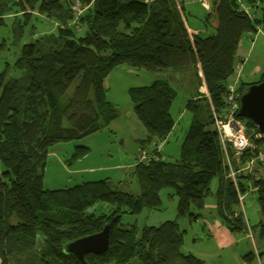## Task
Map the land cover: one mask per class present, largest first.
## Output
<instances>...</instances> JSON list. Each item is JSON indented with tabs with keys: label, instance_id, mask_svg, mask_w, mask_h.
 <instances>
[{
	"label": "trees",
	"instance_id": "obj_1",
	"mask_svg": "<svg viewBox=\"0 0 264 264\" xmlns=\"http://www.w3.org/2000/svg\"><path fill=\"white\" fill-rule=\"evenodd\" d=\"M73 1L0 0V28L11 14L27 19L37 13L56 24L54 33L18 49L12 76L0 71V264H77L63 251L64 245L105 225H109L107 251L87 255L88 264H204L180 252L184 231L176 220L137 230L125 227L121 217L157 209L159 191L171 188L177 197V217L196 220L214 180L216 214L231 232L247 230L238 192L247 193V185L255 188L261 219L251 230L263 240L264 178L239 175L237 186L227 178L213 121V112L224 109L239 43L251 32L264 30L262 0H209L203 31L197 33L188 30L185 9L175 0H79L83 12L77 27L72 25ZM241 4L251 9L253 18ZM14 8L17 11L11 13ZM17 26L21 33L22 26ZM123 65L178 72L193 86L192 99L186 103L193 119L179 158L169 162L156 152L158 142L173 129L170 108L176 92L167 81H154L127 91L134 115L147 133L140 149L153 143L146 154L156 155L135 167L140 195L111 190L107 179L43 190L42 171L50 146L100 132L117 118L106 99L104 81ZM75 81L72 96L64 100ZM263 81L264 75L256 83ZM202 85L207 96L199 92ZM248 85L239 83V96ZM199 112L205 116L200 118ZM239 119L250 133L257 131L250 120ZM88 150L76 146L73 157L81 158ZM99 206L106 208L97 211ZM259 257L264 258V251H250L242 261L254 264Z\"/></svg>",
	"mask_w": 264,
	"mask_h": 264
},
{
	"label": "rangeland",
	"instance_id": "obj_2",
	"mask_svg": "<svg viewBox=\"0 0 264 264\" xmlns=\"http://www.w3.org/2000/svg\"><path fill=\"white\" fill-rule=\"evenodd\" d=\"M201 0H183L187 24L190 28L199 31L203 29V19L208 11L200 3ZM180 2V0H179ZM264 4L262 0L261 5ZM17 11L14 8L11 13ZM10 13V14H11ZM8 15V14H7ZM37 13L31 14L27 19L20 14H11L4 17V25L0 28V71L7 70L8 76L15 72L13 63L16 52L27 42L42 38L54 33L56 25L52 20ZM22 26L21 33L17 24ZM262 34L251 32L241 40L244 55L236 59L240 63L241 71L239 80L243 84L258 82L264 75V30ZM246 55V56H245ZM237 63V62H236ZM171 73V74H169ZM171 70L148 72L142 69H133L128 66H118L105 78L106 99L114 107L117 118L110 125L95 134L84 137L77 141L58 142L48 149L45 167L42 171V189L60 190L71 188L84 182L105 180L109 182L111 190L126 192L133 196L141 193L138 184L135 167L140 163L148 162L147 157L140 161L141 151L147 152L153 148V143L144 145L140 151V145L134 139V133L130 125L138 126L139 121L135 118L133 105L128 96V89L132 87L148 86L154 81L165 80L175 90L176 96L170 108V114L174 120L171 133L166 137L161 156L169 162L179 158L180 145L192 122L193 112L186 109V103L192 99V91L181 84L182 77L178 81L169 79V75L175 76ZM171 76V77H172ZM235 74L230 76L231 83ZM77 81L68 89L64 100L72 96ZM199 92L207 96L200 88ZM221 114V113H219ZM203 118L204 113H198ZM246 131H248L244 122ZM140 125V123H139ZM134 131V129H133ZM135 134L140 133L137 129ZM76 146H84L89 150L81 158H74ZM230 155L232 152L226 148ZM147 156V155H146ZM254 179L261 178L259 168H254ZM216 181L211 184L212 194L205 199V204L214 203V191ZM247 194L243 202L242 213L247 225L246 231H236L229 234L232 247L221 248L216 242L212 227L216 222L225 226L222 219L216 214V210L205 212L204 209L196 220L187 215L177 217V197L171 188L159 191L160 205L157 209H142L137 215L123 214L121 222L125 227L135 226L137 230L143 227H157L168 220H176L179 229L184 231L182 244L179 250L183 254H192L201 259L204 264H243L242 255L253 251L256 254L264 251V239L258 240L251 230L261 219L259 207L254 195ZM205 206V205H204ZM103 206H99L101 210ZM251 233L253 238H249ZM227 240V239H226ZM221 241V240H220ZM219 241V243H220ZM259 263L264 264V258L259 257ZM254 264H258L257 260Z\"/></svg>",
	"mask_w": 264,
	"mask_h": 264
},
{
	"label": "built area",
	"instance_id": "obj_3",
	"mask_svg": "<svg viewBox=\"0 0 264 264\" xmlns=\"http://www.w3.org/2000/svg\"><path fill=\"white\" fill-rule=\"evenodd\" d=\"M152 1V0H145ZM177 6H179V0H175ZM201 6L210 9L211 3L209 0H201ZM241 9L249 16L253 18V13L251 9L244 4H241ZM71 10L75 13V19L72 21L76 27L78 26V17L83 12L81 2L79 0H74L71 6ZM262 34L261 29H257L256 34ZM241 62L235 63L234 67V80L228 84L227 92L223 98L224 109L221 114H216L213 112V121L214 128L217 131L220 144L224 153V162L228 167L227 178H229L235 186L236 177L239 175L242 176H253L254 168H259V174L264 178V140L262 135L256 131L249 133L246 131L244 121L237 118L236 114L239 109L238 98L239 94L237 92L238 86L240 83V71H241ZM233 75V74H232ZM165 139L158 142L156 145V152H162ZM226 148H229L232 152V155L229 154ZM142 149H140L141 151ZM140 161L144 160L147 157V161L150 159H155L156 155L146 156L145 151H141ZM259 179V178H258ZM248 191L245 194H240L238 192L239 206L243 205V202L247 194L254 193L255 188H252L251 185H247ZM249 238H253L252 234H248ZM257 263L259 259L257 258Z\"/></svg>",
	"mask_w": 264,
	"mask_h": 264
},
{
	"label": "water",
	"instance_id": "obj_4",
	"mask_svg": "<svg viewBox=\"0 0 264 264\" xmlns=\"http://www.w3.org/2000/svg\"><path fill=\"white\" fill-rule=\"evenodd\" d=\"M237 117L250 120L264 140V81L248 85L238 98ZM95 205L88 210L93 212ZM109 244V225L101 231L75 239L64 245L63 251L71 255L77 264H88L86 256L101 255L107 251Z\"/></svg>",
	"mask_w": 264,
	"mask_h": 264
},
{
	"label": "crops",
	"instance_id": "obj_5",
	"mask_svg": "<svg viewBox=\"0 0 264 264\" xmlns=\"http://www.w3.org/2000/svg\"><path fill=\"white\" fill-rule=\"evenodd\" d=\"M180 3H182V5H183V7H185V5L186 4H184V2H183V0H180ZM204 8V7H203ZM205 10H206V8H204ZM47 20V19H46ZM202 22H204V19H203V21ZM55 24V23H54ZM56 25V24H55ZM188 25V24H187ZM188 27V30L189 31H192V32H195V33H197V32H201V31H203V29H201V31H199V30H197V29H195V28H190L189 26H187ZM241 48H242V45H241V42L239 43V47H238V49H237V53H236V59L238 58V59H241L240 57L241 56H243L244 55V52H243V50H241ZM246 56V55H245ZM245 59H243L242 60V62L244 61ZM236 62H238L237 60H236ZM241 62V63H242ZM169 74H171V73H169ZM175 74H177V75H175V76H172V75H169V79H171V80H173V81H178L179 79H180V76L178 75L179 73L178 72H176ZM199 76H201V73H200V71H199ZM172 76V77H171ZM181 77H182V75H181ZM181 84H183V85H185V86H187L191 91H192V94L194 93V89H193V86L192 85H190V83L188 82L187 83V81H185V79H183L182 78V82H181ZM202 90H204V93L206 92V89H205V86L204 85H202L201 87H200ZM200 90V89H199ZM207 93V92H206ZM205 93V94H206ZM136 118V117H135ZM137 119V118H136ZM140 123V122H139ZM139 123H138V126L136 127V125H130V128H131V131L134 133V139H136V141L139 143V142H141V141H144L145 139H146V137H147V133H146V131H145V129H144V127L142 126V124L140 123V125H139ZM133 129H134V131H137V129H140V133L139 134H135L136 132H134L133 131ZM253 195V194H252ZM242 207H243V205L240 207L239 206V209H240V211L242 212ZM204 211L205 212H208V211H214L215 210V205H214V203H208V204H205V206H204ZM212 234H214V236H215V238H216V242L218 243V244H220V247L221 248H226V247H232V246H234L235 245V243H233V242H231L229 239L231 238V235L229 234V230L226 228V226H222V225H219V223H217L216 222V225L214 224L213 225V227H212ZM227 239V240H226ZM221 240V241H220ZM219 241H220V243H219ZM246 254V253H245ZM242 259V258H241ZM243 262V261H242ZM243 264H245L244 262H243Z\"/></svg>",
	"mask_w": 264,
	"mask_h": 264
}]
</instances>
